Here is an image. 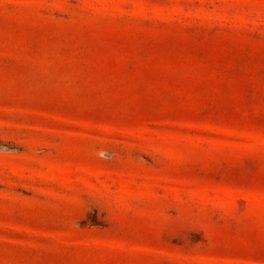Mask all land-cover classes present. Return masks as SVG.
<instances>
[{"label":"rangeland","instance_id":"rangeland-1","mask_svg":"<svg viewBox=\"0 0 264 264\" xmlns=\"http://www.w3.org/2000/svg\"><path fill=\"white\" fill-rule=\"evenodd\" d=\"M0 264H264V0H0Z\"/></svg>","mask_w":264,"mask_h":264}]
</instances>
